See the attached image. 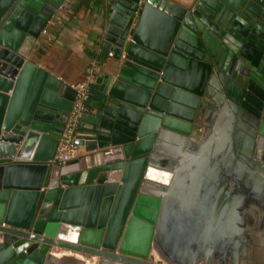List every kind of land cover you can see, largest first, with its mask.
<instances>
[{
	"label": "water",
	"instance_id": "95a60500",
	"mask_svg": "<svg viewBox=\"0 0 264 264\" xmlns=\"http://www.w3.org/2000/svg\"><path fill=\"white\" fill-rule=\"evenodd\" d=\"M65 1L0 0V264H264V0L90 3L87 155L58 164L84 79L42 41Z\"/></svg>",
	"mask_w": 264,
	"mask_h": 264
},
{
	"label": "crops",
	"instance_id": "0c3cea01",
	"mask_svg": "<svg viewBox=\"0 0 264 264\" xmlns=\"http://www.w3.org/2000/svg\"><path fill=\"white\" fill-rule=\"evenodd\" d=\"M94 1L66 0L54 16L59 17L50 20L45 28L46 34L42 41L49 47L46 53L48 61H52V68L63 76V80H67V85L84 78L85 66L94 64L96 72L100 68L96 59L88 56V52L94 56L99 54L97 46H89L90 38L94 34L93 29L99 22V11L90 7V3ZM60 254L65 255L67 252ZM72 255V260H83L80 256L73 253ZM60 258L58 256V259ZM71 262L63 261V264H73ZM95 263L96 261L91 264Z\"/></svg>",
	"mask_w": 264,
	"mask_h": 264
},
{
	"label": "built area",
	"instance_id": "2783aa9c",
	"mask_svg": "<svg viewBox=\"0 0 264 264\" xmlns=\"http://www.w3.org/2000/svg\"><path fill=\"white\" fill-rule=\"evenodd\" d=\"M96 66L92 64L86 70L85 77L81 83L69 85L76 93L75 101L69 116L65 122L53 160L58 164H65L87 155L84 148L73 143L75 133L86 112L89 90L94 83Z\"/></svg>",
	"mask_w": 264,
	"mask_h": 264
},
{
	"label": "flooded vegetation",
	"instance_id": "af4514ba",
	"mask_svg": "<svg viewBox=\"0 0 264 264\" xmlns=\"http://www.w3.org/2000/svg\"><path fill=\"white\" fill-rule=\"evenodd\" d=\"M215 17L217 18L218 23L224 24V25H226L229 22V20L231 19V16L229 14H226V12L224 10H221V9H217V11L215 12ZM216 32H219V30H216ZM182 43H183V47H186V44H185L186 42H182ZM218 51H219V49H218ZM179 60H180V58H179ZM194 75H197V74L193 73V76ZM195 78H198V76H195ZM208 79H207V82H208ZM205 97H206V91H204V93H203L200 107L205 102ZM200 107H199V109H200ZM199 118H200V116L199 117L197 116V118L192 123V129H191L192 131L190 130L192 134L191 133L188 134L189 137H192V138L195 137V140L198 139V136L200 135V128H198V126H197L198 122H199L197 119H199ZM194 127H197V129H193ZM193 131H195V134H193ZM188 136H185V137L187 138Z\"/></svg>",
	"mask_w": 264,
	"mask_h": 264
},
{
	"label": "rangeland",
	"instance_id": "374dc122",
	"mask_svg": "<svg viewBox=\"0 0 264 264\" xmlns=\"http://www.w3.org/2000/svg\"><path fill=\"white\" fill-rule=\"evenodd\" d=\"M88 69V68H87ZM86 69V70H87ZM86 70H85V73H86ZM53 252H56V253H58V254H60V253H62L63 251L62 250H53ZM73 254H75V255H77V256H80L86 263H93L95 260V258H93V257H91V256H89V255H84V254H76V253H73Z\"/></svg>",
	"mask_w": 264,
	"mask_h": 264
},
{
	"label": "bare ground",
	"instance_id": "6f19581e",
	"mask_svg": "<svg viewBox=\"0 0 264 264\" xmlns=\"http://www.w3.org/2000/svg\"><path fill=\"white\" fill-rule=\"evenodd\" d=\"M155 175V174H152V176ZM156 176V175H155Z\"/></svg>",
	"mask_w": 264,
	"mask_h": 264
}]
</instances>
